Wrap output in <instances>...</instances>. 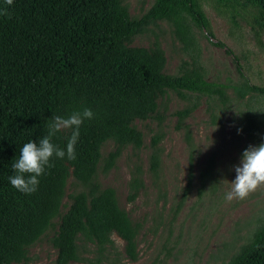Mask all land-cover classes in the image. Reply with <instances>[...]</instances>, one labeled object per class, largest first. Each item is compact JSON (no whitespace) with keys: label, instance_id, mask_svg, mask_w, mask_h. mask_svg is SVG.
Returning <instances> with one entry per match:
<instances>
[{"label":"trees","instance_id":"1","mask_svg":"<svg viewBox=\"0 0 264 264\" xmlns=\"http://www.w3.org/2000/svg\"><path fill=\"white\" fill-rule=\"evenodd\" d=\"M216 1L252 9L253 25L264 31V0ZM3 12L7 14H0V264H27L28 248L54 220L56 230L48 239L53 264H100L113 248L112 235L123 242L125 258L136 261L141 225L118 206L112 188L99 185L96 175L99 168L106 174L129 148L135 160L126 201L135 200L144 183L136 156L143 136L134 122L160 120L158 109L169 92L245 104L238 117L244 136L256 146L264 143V113L246 107L253 99L264 101V86L250 83L236 64L235 84L208 82L194 71L170 76L164 74L166 60L157 41L148 48L128 46L145 25L160 20L172 22L175 36L185 46H192L191 25L212 40L195 0H155L139 20L129 18L120 0H13L11 5L0 0ZM211 44L233 55L221 42ZM195 107L192 103L175 113L190 153L192 139L183 121ZM84 108L91 109L94 118L79 129L76 159L53 157L54 167L45 169L31 195L13 188L8 178L15 174L12 164L22 146L47 135L52 117H67ZM70 135L71 130L57 133L52 142L63 149ZM161 138V133L154 134L148 146V170L154 179L159 174ZM107 141L113 149L101 157ZM191 164L190 155L189 168ZM69 178L80 190L65 195ZM80 245L93 247L95 257L81 259ZM226 264H264V217L249 243Z\"/></svg>","mask_w":264,"mask_h":264},{"label":"rangeland","instance_id":"2","mask_svg":"<svg viewBox=\"0 0 264 264\" xmlns=\"http://www.w3.org/2000/svg\"><path fill=\"white\" fill-rule=\"evenodd\" d=\"M154 1L120 0V5L130 19L139 20ZM195 3L208 21L212 40L191 25L192 46H185L175 36L172 22L160 20L145 25L130 38L128 46L148 48L157 41L166 60V75L194 71L208 82L235 84L239 82L236 64L250 83L264 86V31L252 23L255 11L216 0H195ZM215 40L233 55L228 56L223 49L213 46L211 41ZM192 103L196 107L183 121L192 139L190 153L183 129L177 127L175 113ZM244 105L233 100L221 103L204 95L182 98L169 92L158 109L160 120L134 122L143 136V146L136 153L143 171V190L133 202L126 201L129 171L135 160L129 148L106 174L99 168L96 181L101 187L112 188L118 206L141 225L137 259L128 261L122 251L123 242L112 235L113 248L105 253L100 264H226L249 243L264 217V188L243 201L225 200V194L231 189L229 183L235 180L234 167L239 166L243 151L249 145L256 146L244 136L239 125L238 117L245 110ZM246 107L257 114L264 113L263 100L253 99ZM238 129L242 130L239 134ZM159 133L162 134L158 143L160 166L158 178L154 179L148 170V146L151 137ZM112 149V143L105 142L101 157ZM77 190L80 188L69 178L65 195ZM57 222L54 220L53 226L28 248L27 264H53L54 250L48 239L56 230ZM78 252L81 259L95 257L90 246L81 248L80 245Z\"/></svg>","mask_w":264,"mask_h":264},{"label":"clouds","instance_id":"3","mask_svg":"<svg viewBox=\"0 0 264 264\" xmlns=\"http://www.w3.org/2000/svg\"><path fill=\"white\" fill-rule=\"evenodd\" d=\"M13 0H5L11 5ZM0 14H7L6 12ZM94 113L89 108L82 111H74L67 117H52L48 124L47 135L43 136L38 143L29 141L25 143L19 152V158L12 164L13 176H9V183L17 191L31 195L39 185V177L45 173L46 168L54 167L50 161L57 159H76L75 146L79 138V129L85 120H92ZM71 130L65 148L53 143L57 133ZM238 134L242 131L238 129ZM235 180L229 183L230 191L225 194V200H245L250 194L260 188H264V143L259 146L249 145L242 153L239 166L234 167ZM228 183L226 180L224 181Z\"/></svg>","mask_w":264,"mask_h":264}]
</instances>
